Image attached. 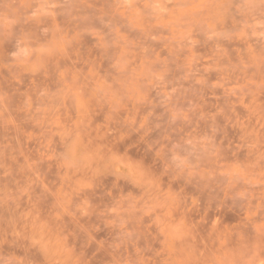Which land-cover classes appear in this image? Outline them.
Masks as SVG:
<instances>
[{"label": "rangeland", "instance_id": "rangeland-1", "mask_svg": "<svg viewBox=\"0 0 264 264\" xmlns=\"http://www.w3.org/2000/svg\"><path fill=\"white\" fill-rule=\"evenodd\" d=\"M0 264H264V0H0Z\"/></svg>", "mask_w": 264, "mask_h": 264}]
</instances>
